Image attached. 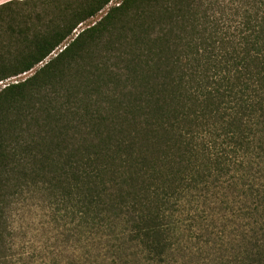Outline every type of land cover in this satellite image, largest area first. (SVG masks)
Returning <instances> with one entry per match:
<instances>
[{"label":"trees","instance_id":"16d2710c","mask_svg":"<svg viewBox=\"0 0 264 264\" xmlns=\"http://www.w3.org/2000/svg\"><path fill=\"white\" fill-rule=\"evenodd\" d=\"M112 1L0 5V264H264V0Z\"/></svg>","mask_w":264,"mask_h":264},{"label":"rangeland","instance_id":"374dc122","mask_svg":"<svg viewBox=\"0 0 264 264\" xmlns=\"http://www.w3.org/2000/svg\"><path fill=\"white\" fill-rule=\"evenodd\" d=\"M3 1H5V0H0V2H3ZM120 1H121V0H114V1H112L106 9H104L102 12H100L96 17H94V18L88 20L87 22L83 23L82 25H80V26L77 28V30L74 31V33H79L81 30L87 28L88 26L94 25L96 22H98V21H99L104 15H105V13L108 11L109 8L114 7V5H116V4H117L118 2H120ZM7 2H8V1H7ZM0 5H1V4H0ZM36 69H38V67H36V68L34 69V71H35ZM34 71H33V72H30V73H28V74L22 75V76H20V77H18V78H15V80H14V79H13V80L11 79L10 81H11V82H16V81H22V80H25L27 77L31 76V75L34 73ZM10 81L5 82V83H0V87L4 88V87H5V84H6V83H9Z\"/></svg>","mask_w":264,"mask_h":264},{"label":"crops","instance_id":"0c3cea01","mask_svg":"<svg viewBox=\"0 0 264 264\" xmlns=\"http://www.w3.org/2000/svg\"><path fill=\"white\" fill-rule=\"evenodd\" d=\"M7 1H11V0H5V1H3L2 3H0V4H4V3H6Z\"/></svg>","mask_w":264,"mask_h":264}]
</instances>
